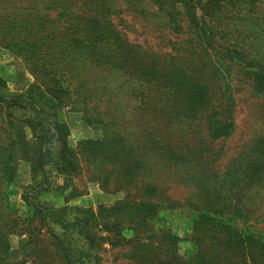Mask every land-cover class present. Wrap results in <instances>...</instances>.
Instances as JSON below:
<instances>
[{"label":"rangeland","instance_id":"1","mask_svg":"<svg viewBox=\"0 0 264 264\" xmlns=\"http://www.w3.org/2000/svg\"><path fill=\"white\" fill-rule=\"evenodd\" d=\"M101 1L111 6L108 16L124 44L137 47L148 61L155 58L160 65L168 64L192 44L186 17L182 16V33L174 34L154 0ZM199 1L203 6L208 2ZM87 2L0 0V78L7 94L23 93L35 82L33 57L21 47L24 42L38 41L30 33L52 32L65 24L70 10L83 14ZM198 14L208 21L218 45L234 46L264 66V0H221L216 7L206 4ZM112 50L109 45L101 46V63L81 59L55 66L69 87L68 98L76 104L66 108L64 117L70 127L68 145L75 157L71 177L54 172L52 187L37 197L27 193L30 188L25 189L31 183L29 165L21 163L16 182L10 185L3 183L0 171V234L9 239L11 251L20 249L27 236L24 221L33 216L26 194L32 203L72 211H97L120 201L153 202L159 205V212L145 219L139 231L128 229L124 221L114 233H102L116 243L100 245L99 264H195V210L215 202L203 200L202 194L213 196L219 190L222 198L216 202L221 207L225 203V208H218L215 217L226 218L228 224L252 236L259 254L260 242L264 244V94L254 90L251 79L233 73L225 84L231 86L235 127L230 136L213 139L205 115H181L171 90L136 79V70L116 65ZM106 138L108 146L127 159V150L139 156L143 169L133 182L112 176L115 158L107 159L101 146L85 144ZM162 147L181 156L179 166L163 159L156 151ZM66 181L74 187L72 192L64 186ZM140 234V244L134 245L137 254L133 246L121 243V238L130 240ZM148 244L160 250H152ZM172 247L176 248L172 251ZM52 250L46 239L36 255L26 251L20 258L27 257L25 264H35L32 260L63 264ZM251 263L262 264L261 259Z\"/></svg>","mask_w":264,"mask_h":264},{"label":"trees","instance_id":"2","mask_svg":"<svg viewBox=\"0 0 264 264\" xmlns=\"http://www.w3.org/2000/svg\"><path fill=\"white\" fill-rule=\"evenodd\" d=\"M154 1L174 34L182 33V16H185L192 37V44L184 55L165 65H160L155 58L146 60L137 47L124 44L108 16L111 6L101 0H88L83 14L70 10L66 13L68 20L65 24L52 32L30 33L38 41L24 42L21 47L33 57L35 82L23 93L7 94L6 83L0 78V171L5 185L16 182L21 163L29 165L32 170L31 183L25 189L30 188L27 193L34 192L37 197L52 187L54 172L71 177L75 157L74 150L68 145L70 127L64 117L66 108L76 104L68 98L69 87L55 66L58 62L68 64L81 59L101 63L100 49L105 44L113 49V58L120 68L134 69L138 72L136 79L158 83L171 90L181 115H205L211 138L220 139L232 134L235 127L233 98L230 82L225 83L234 73L251 79L254 90L264 94V66L234 46L217 44L214 31L208 21L200 17L198 9L203 11L206 4L216 7L221 0H208L204 6L199 0ZM177 4H181L179 8L183 12L179 11ZM115 52L118 56L114 55ZM107 63H111L110 60ZM212 86L218 88L212 90ZM109 142L106 138L100 143L87 141L85 144L96 148L101 146L100 152L103 151L107 159L115 158L112 176L133 182L143 169L139 156L127 150V159L108 146ZM156 151L171 165H180L181 156L175 150L162 147ZM68 187L70 192L74 190V187ZM202 195L203 200L214 199L215 202L195 210L197 215L192 230L197 246L195 264H253L251 261L257 259L264 264L263 242H260L262 249L257 254L252 236L244 235L237 225L228 224L226 218L215 217L218 208H225V203L221 207L216 202L222 198L221 191H215L213 196ZM27 196L30 195L26 194L25 201L33 209L32 218L24 221L27 236L20 243V249L14 252L7 236L0 234V264H25L27 257L20 258L24 252L36 255L46 239L63 264H99L100 245L116 243L114 238L103 237L104 231L114 233L124 221L128 223V229L139 231L145 219L154 218L159 212V205L153 202L128 201L100 207L97 211H72L66 207L32 203V198ZM141 235L130 240L121 238V243L135 249L142 240ZM148 245H152V250H160L155 244ZM174 248L169 249L173 251ZM32 261L37 264V260Z\"/></svg>","mask_w":264,"mask_h":264}]
</instances>
